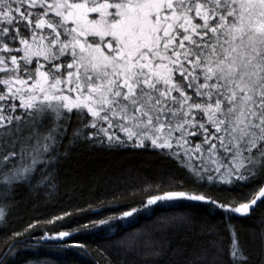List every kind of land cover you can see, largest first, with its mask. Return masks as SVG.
I'll return each instance as SVG.
<instances>
[{
  "label": "snow or ice",
  "instance_id": "1",
  "mask_svg": "<svg viewBox=\"0 0 264 264\" xmlns=\"http://www.w3.org/2000/svg\"><path fill=\"white\" fill-rule=\"evenodd\" d=\"M127 148L150 150L162 171L122 222L168 207L181 213L152 228L202 210L221 224L179 245L145 225L143 245L129 233L95 249L65 241V252L96 264L141 247L157 264H264V0H0V264H32L20 258L35 229L11 226L17 210L71 200L95 183L85 156ZM236 214L256 222L255 249Z\"/></svg>",
  "mask_w": 264,
  "mask_h": 264
},
{
  "label": "trees",
  "instance_id": "2",
  "mask_svg": "<svg viewBox=\"0 0 264 264\" xmlns=\"http://www.w3.org/2000/svg\"><path fill=\"white\" fill-rule=\"evenodd\" d=\"M81 165V170L87 173L89 178H95V183L90 188H85L82 193L78 190L71 200L61 192L51 201L44 198L28 201L12 216L11 226L20 229L31 224L35 229L33 239L29 241L33 247L22 251V262L24 257H27L32 264H69L70 260L76 264H96L93 256L84 255L75 247H69L65 252L61 246L65 241L69 246L73 241H79L95 249L129 233L138 234V243L143 245L149 239L139 235L145 225L149 226V232L156 233L152 239L157 243L164 236H168L172 244L179 245L188 243L189 238L193 241L199 238L200 228L206 222L221 224L220 215L202 210V214L191 223H177L174 227L168 225L166 231L152 228L153 223L159 219L181 213L180 208L168 207L157 208L155 214L142 212L130 223L120 220L123 211L131 210L132 207L140 208L136 201L143 198L146 202V181H155L162 171L161 161L150 150H97L85 156ZM112 193H116L119 198L114 200ZM120 194H123L122 197ZM151 194L159 193L153 190ZM65 212L68 215H65ZM112 217L115 219H111ZM100 220H106L108 224L102 225ZM232 223L239 230L241 241L245 242L249 249H255L258 241L253 238L251 232L257 227L256 222L236 215ZM60 231H68L71 236L58 241L55 237ZM39 237L50 238L46 243L35 245L34 240ZM109 252L114 264H157L151 256L145 255L142 247L128 254L118 253L115 249H109ZM159 264H163V261Z\"/></svg>",
  "mask_w": 264,
  "mask_h": 264
},
{
  "label": "water",
  "instance_id": "3",
  "mask_svg": "<svg viewBox=\"0 0 264 264\" xmlns=\"http://www.w3.org/2000/svg\"><path fill=\"white\" fill-rule=\"evenodd\" d=\"M237 216H240L239 214H236Z\"/></svg>",
  "mask_w": 264,
  "mask_h": 264
}]
</instances>
